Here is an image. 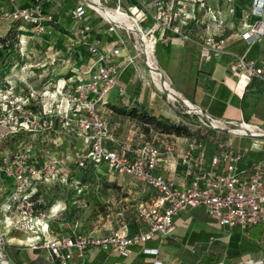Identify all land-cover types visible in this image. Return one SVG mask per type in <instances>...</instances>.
I'll use <instances>...</instances> for the list:
<instances>
[{
    "label": "rangeland",
    "instance_id": "374dc122",
    "mask_svg": "<svg viewBox=\"0 0 264 264\" xmlns=\"http://www.w3.org/2000/svg\"><path fill=\"white\" fill-rule=\"evenodd\" d=\"M8 1L0 0V13L9 8L10 1ZM101 1L106 4L100 2L103 7L113 13L116 12V5H113L116 0ZM76 2L77 0H65V5L63 2L61 4V10L67 13L66 26L62 27L65 33L74 39L71 51L84 48L87 55L94 56L89 46L95 45L100 50L104 47L105 50L101 51L105 53L119 48V57L126 54L122 55L119 61L116 58L118 56L113 54L106 57L107 62L120 64L119 83L117 80L111 92L118 87L123 93L119 91L115 93V97L121 96L116 103L114 100L110 105L106 98L105 104L99 105L104 116H111L113 120L124 122L115 132L119 152H130L147 139L159 145L162 154L166 152L165 143L175 142L173 143L175 157V152L184 149L191 139L201 141L205 146V152L212 149L216 153L229 150L231 146L238 145L241 141L248 148H259L264 145L263 138L251 137L238 131L239 124L229 125L221 121L216 122L217 127L213 128L201 113L188 112V108L180 102L181 97L177 92V98H169L150 76L149 67L144 61L141 37L129 29L108 25L102 15L85 3L84 5L88 7L86 17L70 18ZM123 2L131 9L126 10V5L123 3L124 9H119L121 12L136 18L142 29L148 28L147 33L155 31L148 14L137 5L136 0H131V4L126 0ZM248 2L249 0H183L185 15L194 5V16L186 18L188 26L190 27L191 19L198 18L200 33L197 38L201 46L199 57L203 56L202 51L207 38H224L226 34L236 31V28L230 25V21L247 19V13L237 18L235 8L237 5L246 10ZM224 7L229 9V15H225ZM250 9L251 6L249 12ZM103 21L108 28L109 26L113 28L104 31L107 27ZM71 23L73 28H70ZM50 24L51 30H44L42 33L35 32L31 25L25 24H22L15 33L12 31L8 34L0 27V39L6 37L7 44L17 42L19 35V48L12 52L8 60L5 59L4 65L0 62V237L3 240L1 245L3 257L7 260L5 264H56L47 249L34 247L33 243L51 235L59 237L78 231L107 233L115 229V215H118L119 225L124 222L138 228L142 224L137 216L138 206L152 195L150 187L132 176L109 177L98 173L96 168L89 164L81 168L75 163L74 152L81 147L80 138L69 121L49 110L56 111V105L63 103L61 98L63 95L66 96V90L72 91L73 83L84 77L80 75L69 81L61 79L63 77L52 80L53 66L58 64L61 58L55 53L58 49L56 46L63 44L57 42L61 35L54 26L55 23L51 21ZM147 33L145 36L149 39ZM151 56L155 64L160 69L162 67L167 82V75L172 76L174 80L178 79L175 75L177 67L172 63L165 65L166 54L159 49L158 42L154 45ZM94 60L89 63L86 70ZM120 80L125 87L118 86ZM62 81L66 83L68 89L65 87L63 95L58 98L56 86ZM168 85L170 86L169 82ZM147 86L161 95L168 106V113L171 111L177 117L170 122L183 127L184 129L181 128L183 132L166 133L158 130L154 125L145 124L140 116L149 112L144 107L139 108L140 105L137 103V106H129L128 102L132 100V96L129 98L125 90L135 89L141 92L140 90ZM244 86V81H237V91L241 92ZM146 96L148 97V93L143 92L144 99ZM30 101L32 104L28 108L26 105ZM121 109H124L123 113H120ZM125 133L127 138L122 139ZM176 159L179 162L177 157ZM53 160L56 161L57 168L48 173L45 182L36 184V191L32 192L31 199L25 200L22 196L13 195L15 180L9 175L12 166L20 162L27 167L34 166L49 172L48 166ZM197 208L203 209L197 206L181 212L183 215L192 214ZM183 215L177 221H184ZM211 218L212 223L218 224L215 217ZM177 225L179 222L176 223L174 219V229ZM86 250L90 251V255L93 254L91 250H96L95 253L102 252L98 245L89 246ZM104 256L100 255L101 260L98 264H111L110 262L115 261V257L118 259L113 253L109 256L108 262H105ZM0 264L4 263L0 260ZM240 264H264V256L256 261Z\"/></svg>",
    "mask_w": 264,
    "mask_h": 264
},
{
    "label": "built area",
    "instance_id": "2783aa9c",
    "mask_svg": "<svg viewBox=\"0 0 264 264\" xmlns=\"http://www.w3.org/2000/svg\"><path fill=\"white\" fill-rule=\"evenodd\" d=\"M9 1L14 2L15 0ZM81 1L83 4H88L87 0ZM136 3L148 14L155 31H161V33L167 29L180 33L179 29L173 26V22L177 20L179 25L184 26L186 18L194 16V8L186 12V15L184 14L183 0H150L149 5L136 0ZM116 8V12L123 13L119 10L120 0H116ZM130 9L129 6L128 11ZM82 13L83 7L79 6L76 17L80 18ZM250 15L258 17L259 20L253 24L248 23L246 29L241 32L247 45L260 41L264 36V21L262 20L264 0H251ZM7 16L30 23L38 33L45 30L44 23L50 19L41 12L37 5L25 8L14 7ZM105 20L108 24L120 26ZM112 28L110 26V29ZM147 30L148 28L143 29L144 34ZM155 31L147 33L148 40L153 41V47L157 43ZM224 41L223 37L216 39L209 37L204 44V50L221 52ZM89 50L95 56V60L86 70V78L73 83L72 91L66 87L64 81L57 84L58 98L63 95L65 87L68 90L65 92L66 96L63 95L61 98L63 103L56 105L57 110H49V112H54L55 115L73 125L76 135L80 138L81 147L74 152V161L79 167L91 164L110 176H132L154 191L145 202L138 206L137 216L145 229L129 233L127 224L123 222L119 228L105 236L72 232L59 237L44 238L33 243L34 247L47 249L57 264H82L80 258L92 245H98L103 251H116L124 257L129 255L132 246H139L143 254L155 256L158 248L147 247L146 243L155 237L163 239L168 235L174 229L175 215L181 211L201 206L209 217L216 218L218 225L228 227L238 225L243 229L264 219L262 213L264 206L263 163L253 164L249 172L241 177L238 163L243 157L244 150L233 152L225 149L216 153L211 158V167L204 169L202 162L205 156V146L196 139L189 140L185 148L177 150L175 155L184 166V173L190 177V181L181 188H175L164 175L156 172L162 152L160 146L153 140L143 141L139 147L130 152L119 153L115 147H110L108 143L112 141V132L99 105L105 104L109 93L116 86L120 64L107 62L106 57L111 54L119 56V48L105 53L95 45H90ZM128 59L131 61L130 58ZM232 69L239 75L245 73L264 80V56L256 60L247 58L245 55H236L232 62ZM119 92L123 93L122 90ZM189 111L191 110L188 109ZM206 118L213 128L217 127L216 122H221L208 116ZM224 123L234 124L232 121ZM238 124L240 129H244L242 132L244 135L251 137L264 135L259 128L253 127L255 128L253 129L243 121ZM164 148L166 152L171 153L174 150V144L167 142ZM48 167L49 172L17 162L9 173L15 180L13 195L22 196L25 200L31 196L32 192L36 191V184L45 182L48 173L57 168L56 161L53 160ZM2 241L0 237L1 262L4 258ZM153 264H162V262L155 259Z\"/></svg>",
    "mask_w": 264,
    "mask_h": 264
},
{
    "label": "crops",
    "instance_id": "0c3cea01",
    "mask_svg": "<svg viewBox=\"0 0 264 264\" xmlns=\"http://www.w3.org/2000/svg\"><path fill=\"white\" fill-rule=\"evenodd\" d=\"M61 1L65 5V0ZM126 1L131 4V0ZM49 2L51 6L49 10L54 12L55 18H60L63 26H66V14L64 10H61L62 2L60 0H49ZM123 3V0H121V9H124L122 6ZM18 4L24 5L26 3L24 0H19ZM113 5H116V3H113ZM250 6L251 0H249L246 10L236 5V17L238 18L243 16L244 13H247V19L244 21H230V25L234 26L236 31L225 35L221 52L204 50L202 51L203 56L199 57L201 46L197 38L200 33L198 21H196L198 18L190 21V27L188 26V21H185V25L181 26L175 20L173 26L177 27L180 33L172 29H167L164 33L155 31V35L159 49L166 54L164 59L165 65L172 63L174 67H177V73L175 75L178 79L174 80L172 76L166 74L168 82L171 88L179 94L181 99L190 103L192 112L197 111L204 117L208 116L224 122L232 121L234 124L243 121L252 128H259L264 133V80L256 76H248L245 73L239 75L237 71L232 69V62L236 55H245L247 58H255L256 60L264 56V36L260 41L252 45H247L241 37V32L246 29V25L248 23H255L258 18L250 15L248 10ZM128 7L126 5V10H128ZM223 9L226 10L224 11L225 15H229V9L227 10L225 7ZM262 20L264 21V17ZM103 22L105 23V21ZM238 24L240 25L238 26ZM108 25L106 24L107 29L105 28L104 31L110 29ZM65 28L68 29L69 27ZM70 28H73L72 23ZM49 29L51 30V27L45 26V31H49ZM58 33L61 37H59L57 42H62L63 46H56L58 49L55 53L61 58H59L60 62L53 66L54 73H52V80L63 77L61 79H67L69 81L80 75L85 79L87 76L85 73L86 67L95 57L89 54L88 56L84 48L71 51V45L74 39L67 33L60 31ZM98 40L101 42L100 39ZM106 48L108 47L106 46ZM101 50H105V48L103 47ZM122 55L120 57H123ZM64 57L70 60L68 61ZM120 57H116L118 61L121 59ZM72 58L74 59L72 60ZM81 68L82 70H80ZM246 77L248 78L247 80ZM121 79H123V76ZM237 81L245 82V86L241 92L236 89ZM123 85L122 80H120L118 86ZM118 91L120 90L117 87L109 93L107 100L110 105L114 100L116 103L121 98L119 95L115 97V93ZM125 91L129 98L132 96V100L128 102L129 106H137V103L140 105L139 108L144 107L152 115H160L169 120H175L177 118L171 111L168 113V106L162 100L161 95L157 91L151 90L148 86L140 90L141 92H137L135 89H126ZM143 92L148 93L146 99L143 98ZM105 118L107 119L114 139L108 145L115 147L118 151L115 132L118 131L124 122L123 120H113L111 116L107 115ZM125 138H127V133L122 135V139ZM259 138L264 139V135L260 134ZM173 143L175 144V142ZM229 150L233 152L244 150L243 157L238 165L241 177H244L249 172L253 164L257 162L263 163L262 191L264 192V145L259 148H248L241 141L240 144L231 146ZM215 153L212 149L206 150L202 162L203 167H209L210 158ZM96 171L106 176L109 175L100 169H96ZM158 171L175 188H181L190 181V177L184 173V166L180 161L177 162L173 152H164L161 155L156 169V172ZM125 176L126 178L129 177L127 175ZM109 177L113 176L109 175ZM151 190L150 192L153 194L154 191ZM262 213L264 214V206L262 207ZM181 215H183V212H179L174 217L176 223L179 222L181 226L177 225L163 239L155 237L146 243L145 246L147 247L158 248V253L155 256L143 254L139 246H132L129 255L126 257L112 250H102L101 253H95L96 250H91L92 255L89 254L90 251L85 250L80 260L82 264H98V261L101 260L100 255L103 254L105 255V262H108L109 256L114 253L118 259L115 257V261L113 263L110 262L111 264H151L155 259L160 260L162 264H240L246 261H256L264 256V219L255 225H250L243 229L238 225L228 227L212 223V218L202 208H197L192 211V214L185 213L183 215L185 220L177 221ZM118 219V215H115V229L121 225H119ZM127 226L129 233L145 229L143 223L138 228L132 227L129 224ZM115 229H111L107 233L88 234L105 236Z\"/></svg>",
    "mask_w": 264,
    "mask_h": 264
},
{
    "label": "trees",
    "instance_id": "16d2710c",
    "mask_svg": "<svg viewBox=\"0 0 264 264\" xmlns=\"http://www.w3.org/2000/svg\"><path fill=\"white\" fill-rule=\"evenodd\" d=\"M18 1L19 0H15L14 2H9L8 1L9 4H10L9 8L7 10L1 11V13H0V27L3 28V29H5L6 34L11 33L12 31H14V33H15V31H17V29L22 24L31 25L30 23H25V22H22V21H19V20H15V19H13L12 16H7V14L10 13L13 10L14 7H17V8H25V7H29V6H33V5H37V7L41 10V12L43 14H45V15H47V16L50 17L49 20L45 21V23H44L45 26H48L49 27L51 25L50 23L52 21L53 23H55L54 26L59 31L65 33V31H64L65 29H63V27H62L63 25L60 22V18L59 19L58 18H55L54 12H52L51 10H49L51 8V6L49 4L50 3L49 0H47V1L46 0H36V1H34V0H24L25 3H26L24 5L18 4ZM139 1H143L147 5H149V2H150V0H139ZM75 4H76V6L74 7V10H72L73 14L70 15L69 17L70 18L71 17L72 18H77L76 17V12H77V8L79 6L83 7V13L80 16V18L86 17L87 12H88V7H86L81 0H77V2ZM193 7H194V5H193ZM65 19L67 20V18H65ZM196 21H198V20H196ZM57 23H59L61 26L60 25H57ZM6 40H7L6 37H3V38L0 39V41H1L0 42V62L3 65H4V62H5V59L8 60L10 58V56L12 55V52L16 51L17 48H19V35H18L17 42H15L14 44H7L6 43ZM243 41H244V39H243ZM18 52H19V49H18ZM30 104H32V101H30V103L28 105H26V106L28 108H30ZM123 112H124V109H121L120 110V113H123ZM140 118H142V122L143 123L150 124V125H154L158 130H160L162 132L180 134L181 132H183L181 130V128L184 129L183 127H181L179 125H176L175 123H171L170 120H168V119H166L164 117H157V116L152 115L150 113L149 114L148 113H144L143 115L140 116ZM213 155L211 156V158L213 157ZM211 158H210V163H211ZM240 161H239V163H240ZM239 163H238V165H239ZM89 165H91V164H89ZM210 167H211V165L209 164V167L208 168H210ZM81 168H85V167H81ZM208 168H205L204 167V169H208ZM32 196L33 195L29 196L28 198L31 199ZM54 262L57 264V261L55 259H54Z\"/></svg>",
    "mask_w": 264,
    "mask_h": 264
},
{
    "label": "bare ground",
    "instance_id": "6f19581e",
    "mask_svg": "<svg viewBox=\"0 0 264 264\" xmlns=\"http://www.w3.org/2000/svg\"><path fill=\"white\" fill-rule=\"evenodd\" d=\"M87 1L95 9V11L99 13L100 15H102L105 19L109 20L111 23L124 26L125 28L135 32L136 35H139V37H141L143 41L142 50H143L144 58H145L144 61L146 65L149 67L151 78L154 80L155 84L158 86L159 89H161L162 91H165L168 94L169 98L171 99L177 98L178 94L168 85V82L163 72L155 64L151 56V52L153 50V41H150L146 38L142 27L140 26L138 22H136L135 18L128 14H123L119 12L113 13L109 11L106 7H103L98 0H87ZM183 102H184L183 103L184 105H187L189 108H191L190 103H188L186 100H183ZM238 131L244 132V129H240ZM45 226L46 224H44V227ZM2 262L5 264L7 260L3 258Z\"/></svg>",
    "mask_w": 264,
    "mask_h": 264
},
{
    "label": "water",
    "instance_id": "95a60500",
    "mask_svg": "<svg viewBox=\"0 0 264 264\" xmlns=\"http://www.w3.org/2000/svg\"><path fill=\"white\" fill-rule=\"evenodd\" d=\"M87 3L89 4L88 1H87ZM89 5H90V4H89ZM90 6H91V5H90ZM180 102H182V104H183V103H184V102H183V99H181ZM183 105H184V104H183ZM185 107H187V108L190 109V110L192 109V108H189L187 105H185Z\"/></svg>",
    "mask_w": 264,
    "mask_h": 264
}]
</instances>
